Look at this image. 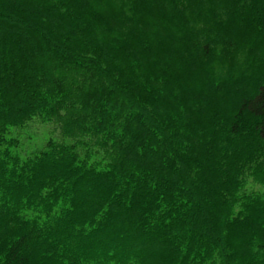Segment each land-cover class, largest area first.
<instances>
[{
    "label": "trees",
    "instance_id": "trees-1",
    "mask_svg": "<svg viewBox=\"0 0 264 264\" xmlns=\"http://www.w3.org/2000/svg\"><path fill=\"white\" fill-rule=\"evenodd\" d=\"M246 53L258 87L213 86ZM250 179L264 0H0V264H264Z\"/></svg>",
    "mask_w": 264,
    "mask_h": 264
},
{
    "label": "rangeland",
    "instance_id": "rangeland-1",
    "mask_svg": "<svg viewBox=\"0 0 264 264\" xmlns=\"http://www.w3.org/2000/svg\"><path fill=\"white\" fill-rule=\"evenodd\" d=\"M17 4H12L14 8H17ZM247 5H249L251 8L255 7V5L252 3V1L248 2ZM236 12H242L244 11L242 6L235 8ZM251 36V35H250ZM253 39L256 41H259V36L255 35L253 33L252 35ZM166 49H163V54L165 55ZM196 58L200 59V54L197 53L195 56ZM189 61H185L184 63L188 64ZM189 76L193 75L192 78H187L185 84L186 87H189V83L192 82L194 79L197 83L196 87H205L206 84H209V79L211 78L207 75V72L203 70V68L199 65L196 69H194L193 74H188ZM177 73H173V77H177ZM259 58H256L252 56L251 54H239L231 59H228V63L224 66L218 65L215 71L213 72L212 76V82H214L213 86L215 87H234L236 89L235 91H238L240 89H243L245 87H258V81H259ZM210 87V86H209ZM236 87V88H235ZM250 92V89H245V93ZM219 93V94H211L208 96L206 91H203V96H207L209 103H212L213 106L210 104L203 103L201 106V111L204 114H207L208 111L215 110L216 108H221L222 105H225L227 103V100L235 93ZM31 130L34 131V134L37 136V138L42 141L44 138L41 135L45 134L46 128L42 126L40 123H32L30 124ZM39 134V135H37ZM254 139V138H252ZM225 144V142L223 143ZM27 148H32L30 146H26ZM253 180L250 179L247 189L251 192L256 193L259 195V197H262V202L264 205V187L256 182H252ZM160 255V254H159Z\"/></svg>",
    "mask_w": 264,
    "mask_h": 264
}]
</instances>
